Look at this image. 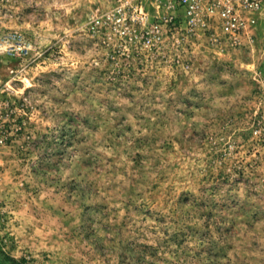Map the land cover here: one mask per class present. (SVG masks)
<instances>
[{"label":"rangeland","instance_id":"rangeland-1","mask_svg":"<svg viewBox=\"0 0 264 264\" xmlns=\"http://www.w3.org/2000/svg\"><path fill=\"white\" fill-rule=\"evenodd\" d=\"M237 44L141 0H0V252L21 264H264V0Z\"/></svg>","mask_w":264,"mask_h":264},{"label":"built area","instance_id":"built-area-1","mask_svg":"<svg viewBox=\"0 0 264 264\" xmlns=\"http://www.w3.org/2000/svg\"><path fill=\"white\" fill-rule=\"evenodd\" d=\"M132 1L140 4L141 0ZM145 2L183 8L195 21H213L235 44L247 29L245 13L259 9L262 4V0H145ZM4 141L0 125V145H3Z\"/></svg>","mask_w":264,"mask_h":264},{"label":"trees","instance_id":"trees-1","mask_svg":"<svg viewBox=\"0 0 264 264\" xmlns=\"http://www.w3.org/2000/svg\"><path fill=\"white\" fill-rule=\"evenodd\" d=\"M0 264H21V261H17L0 252Z\"/></svg>","mask_w":264,"mask_h":264}]
</instances>
